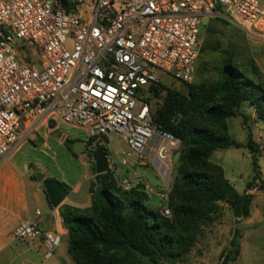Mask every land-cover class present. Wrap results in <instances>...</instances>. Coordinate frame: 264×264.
I'll return each instance as SVG.
<instances>
[{
    "label": "built area",
    "instance_id": "1",
    "mask_svg": "<svg viewBox=\"0 0 264 264\" xmlns=\"http://www.w3.org/2000/svg\"><path fill=\"white\" fill-rule=\"evenodd\" d=\"M217 7L263 38L264 0H0V166L61 121L84 131L89 151L102 145L123 191L140 185L135 166L158 159L169 172L180 142L154 124L151 88L161 75L193 82L203 23ZM41 235L35 223L13 232L19 241ZM43 243L50 259L61 236L45 233Z\"/></svg>",
    "mask_w": 264,
    "mask_h": 264
},
{
    "label": "trees",
    "instance_id": "2",
    "mask_svg": "<svg viewBox=\"0 0 264 264\" xmlns=\"http://www.w3.org/2000/svg\"><path fill=\"white\" fill-rule=\"evenodd\" d=\"M203 50L204 45L198 61ZM252 67L243 70L229 58L214 84H186V93L163 83L151 88L148 101L152 97L157 101L154 124L179 140L181 148L167 201L172 216H164L163 206L152 203L141 190L144 185L123 191L111 170L96 174L89 187L88 208L60 207L72 264L173 263L194 248L218 202L227 203L236 218L250 216L253 196L248 191L255 181L245 193L237 192L210 157L219 149L242 147L230 139L227 121L238 115L243 103L254 108L264 124V87L257 66ZM66 146L72 151V141L67 140ZM246 147L258 175V147L250 134ZM85 154L91 158L92 152L86 149ZM231 245L237 246L230 257L235 261L240 255L236 237Z\"/></svg>",
    "mask_w": 264,
    "mask_h": 264
},
{
    "label": "rangeland",
    "instance_id": "3",
    "mask_svg": "<svg viewBox=\"0 0 264 264\" xmlns=\"http://www.w3.org/2000/svg\"><path fill=\"white\" fill-rule=\"evenodd\" d=\"M243 25V22L233 18L228 9L223 7H217L215 16L204 20L202 29L204 52L197 62L196 74L191 84H214L218 80L219 69L231 58L232 64L243 70L252 71V64H255L264 87V33L263 38H255ZM25 53L28 57L37 58L32 65L38 68V52L32 46H28ZM161 76L166 87L187 92L186 84ZM151 107L152 110L157 108L154 97L151 98ZM51 123H58L60 132L42 130L35 140L27 142L18 150L17 156L30 161L33 165L32 171L38 175L42 172L56 181L74 180L78 177L81 166L79 160L62 145L65 139L63 135L71 139H86V134L81 129L61 121H48L45 125H52ZM227 125L230 139L242 147L216 150L210 161L223 168L225 179L241 194L247 191L250 182L255 181L253 189L248 191L253 196L251 214L247 218H236L227 203L218 202L211 215L212 221L202 226L191 252L169 264H264V124L255 109L248 103H243L238 115L230 118ZM249 134L258 147V175L253 165V156L246 147ZM115 138V149L120 150ZM72 151L74 154V147ZM180 152L179 145L173 152L169 172L167 169L163 175L154 165L145 167L151 169L150 176L153 178L157 176L163 182H167L168 194L176 175L177 162L174 158ZM117 179H120V174H117ZM260 186H263V189ZM151 188L156 191L152 186ZM161 211L163 214L164 209L161 208ZM171 216L172 212L168 218ZM234 237L238 241L240 255L232 261L230 257L237 248L231 245ZM45 262L47 261L44 260Z\"/></svg>",
    "mask_w": 264,
    "mask_h": 264
},
{
    "label": "crops",
    "instance_id": "4",
    "mask_svg": "<svg viewBox=\"0 0 264 264\" xmlns=\"http://www.w3.org/2000/svg\"><path fill=\"white\" fill-rule=\"evenodd\" d=\"M51 124L41 126L38 133L42 130L60 132L58 123ZM63 136L65 139L62 145L79 160L81 169L76 179L58 181L66 187L67 197L57 208L52 207L44 187L45 181L56 179L42 172L38 175L32 171L31 162L18 158V151L0 166V264H72L67 254L69 232L63 224L60 207L88 208L91 205L90 183L94 181L97 173L94 165L90 164L91 158L85 154L86 139H71ZM67 140L72 141V147L83 143L81 154L75 156L67 148ZM154 167L158 168V172L162 175L168 169V165H163L158 159L154 160ZM134 169L137 184L145 186V191L152 196L154 205L160 204L164 208L167 204L169 186L167 182H163L155 175L156 178L150 176V168L135 166ZM149 182L156 191L151 188ZM22 223L37 224L42 235L25 241L14 239V229ZM45 233L61 236V245L50 259L44 258L43 234ZM44 260L47 262L44 263Z\"/></svg>",
    "mask_w": 264,
    "mask_h": 264
},
{
    "label": "water",
    "instance_id": "5",
    "mask_svg": "<svg viewBox=\"0 0 264 264\" xmlns=\"http://www.w3.org/2000/svg\"><path fill=\"white\" fill-rule=\"evenodd\" d=\"M82 147L83 143H78V145H75V153L79 154L81 152ZM179 157L180 153H177L174 158L175 162L178 161ZM90 164L94 165V169L96 170L97 174H103L110 171L107 160V153L104 149H96L92 152ZM44 187L49 202L54 208L59 207L67 197L66 187L56 180L45 181ZM141 190L144 191L145 188H141Z\"/></svg>",
    "mask_w": 264,
    "mask_h": 264
}]
</instances>
